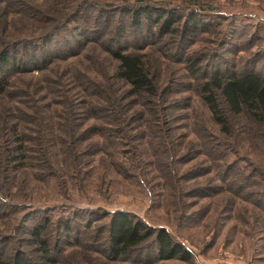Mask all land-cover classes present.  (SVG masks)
Listing matches in <instances>:
<instances>
[{"label": "rangeland", "instance_id": "obj_1", "mask_svg": "<svg viewBox=\"0 0 264 264\" xmlns=\"http://www.w3.org/2000/svg\"><path fill=\"white\" fill-rule=\"evenodd\" d=\"M21 1L25 5L0 4V37L34 35L39 22L29 18L36 14L30 7L49 10L56 0ZM63 2L82 4L71 24L76 31L57 33V58L10 72L0 93V241L9 237L2 258L11 263L25 253L33 264H264L260 126L245 112L229 117V146H220L217 135L226 134L201 98L217 67L226 75L264 73V0ZM139 8L151 20L143 18L136 30L129 15ZM169 16L172 30L162 34L161 21ZM68 42L70 52L63 50ZM109 47L141 55L153 75L158 107L136 104L143 111L137 120L104 110L109 97H137L116 79ZM189 57L199 65L195 72ZM93 105L102 109L95 112ZM17 137L28 147L23 160L10 152ZM78 152L79 172L68 171ZM132 171L139 174L130 177ZM102 181L104 191L90 188ZM117 210L166 228L190 259L159 260L151 241L127 259H111L101 244L104 215ZM37 223L49 262L31 242Z\"/></svg>", "mask_w": 264, "mask_h": 264}, {"label": "trees", "instance_id": "obj_2", "mask_svg": "<svg viewBox=\"0 0 264 264\" xmlns=\"http://www.w3.org/2000/svg\"><path fill=\"white\" fill-rule=\"evenodd\" d=\"M3 2H6V0H0V4ZM19 2L21 5H25V2L18 0ZM81 7L82 4L80 3L79 5H70L64 3L63 0L53 1V6L49 10L30 7V10L36 14L34 15V13L30 12L29 18H35L39 22L37 26L39 30H36L34 35L24 32L21 39H6L5 37H0V93L5 91V87L11 82V80H8L10 72L27 71L30 67H45L57 58L53 53L57 52L58 54L57 48L55 44H52L53 40H55V35L57 33L60 34L62 30H69V32L73 33L76 31L77 27H72L71 24L81 11ZM132 11H130L129 15V25L136 30H140L143 27V18L151 20L149 18L150 14L146 13L144 8ZM173 23L174 21L170 16L161 21L162 34L170 32ZM89 32L90 30L88 28L80 31L79 35L84 36ZM70 36L72 35L70 34ZM65 49L69 52L74 50L71 42L63 45V50ZM106 51L110 55V58H113L116 79L128 86V96L137 97H124L123 100L116 99V97H109L106 99L109 108L104 107V110L110 111L113 116L122 121H126L129 118L137 120L139 114L142 115L143 111L137 110L136 104H139L143 108L145 106L158 107L156 104L157 97H153V75H151L149 67L144 63L142 56L136 53L126 52L118 47H109L106 48ZM187 60V64L191 65L190 67L194 66V72L198 70V67L195 66V64L198 65L196 61H193L190 57ZM202 93V101L209 110L213 123L218 125L222 132L226 134L224 136L221 133L223 136L222 139L219 138L221 135H217V144L220 146H229L225 143V140L231 136V127L228 119L243 112L247 113L260 126V137H264V73L249 70L238 76L234 74L226 75L225 71L222 72L217 67L203 83ZM218 95L221 96L223 105L220 104ZM162 101L163 99H161ZM71 106L73 110H78V105L71 104ZM100 108L102 109V107L96 105L92 106L95 112ZM100 133H103V130H100ZM17 140L19 143L12 146L10 152L15 153L20 160H23L28 155V147L23 145L24 138L17 137ZM69 151L74 152L73 149ZM46 156L45 152L41 153L40 160L45 159ZM77 156H79V152L74 155V159ZM122 163L120 162L118 165L123 166ZM79 165V161L75 159L74 162L71 161L69 163L67 169L68 171L78 170L79 172ZM227 166L228 163L224 167ZM236 168L237 171L238 167ZM134 174L138 175L139 173L132 171L130 177ZM256 174L264 177L262 172H258V169H256ZM252 178L254 177L252 176ZM102 183L103 181L101 183L97 182V184L93 183L90 185V188L92 189L94 186L104 191L105 189L100 186ZM206 188L204 187L203 190H206ZM69 205V208H76L74 205ZM104 216L109 217L103 229L106 235L101 244L104 247L103 251H106L107 256H110L111 259H127L135 250H143L140 248L146 242L150 241V248L155 250L154 254L159 260L173 258L190 259V251L181 242H178L166 228L160 227L155 229L149 227L144 221L120 210L111 213L107 212ZM69 220L65 222V227L68 226ZM42 231L43 227L40 224H34V228L31 231L34 241L31 242L40 248V251H44L43 257L49 262L51 259L48 255V249H46L47 241L42 237ZM7 239L9 237L3 240L5 241ZM3 240L0 241V264H33L25 256V253L16 254L11 263L5 261L2 258L4 253L2 251L3 244H5Z\"/></svg>", "mask_w": 264, "mask_h": 264}]
</instances>
